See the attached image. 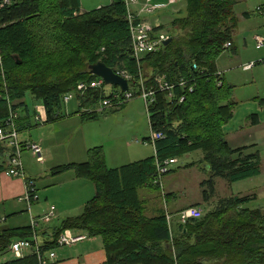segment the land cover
I'll return each mask as SVG.
<instances>
[{"label":"trees","instance_id":"1","mask_svg":"<svg viewBox=\"0 0 264 264\" xmlns=\"http://www.w3.org/2000/svg\"><path fill=\"white\" fill-rule=\"evenodd\" d=\"M237 4V0H186V12L178 10L169 28H154V35L165 31L171 42L138 61L124 0L90 12H82L81 0H11L10 4L0 0V127L25 128L18 110L29 113L28 95L44 107L45 123L62 118L64 97L71 93H75L72 100L86 109L80 113L82 119L97 118L99 113L89 110L113 94L108 96L104 86L84 93L77 87L98 78L89 67L99 62L116 72L125 70L136 84L142 70L148 90L158 88L157 78L172 86L170 91H156L148 112L152 133L162 135L152 144L155 156L111 169L99 160L52 169L54 176L75 171L78 178L91 180L95 196L80 215L65 218L56 227L51 226L55 219L42 221L51 209L56 214L54 206L23 227H2L0 214V260L11 252L13 243L32 241L35 233L41 253L49 254L60 235L71 230L101 238L104 264H264V212L247 207L255 195L222 200L200 219L179 223L176 229L165 208L146 215L148 208L140 195L145 188L159 191L163 177L175 172L160 178L157 162L197 151L203 153L201 162L210 175L201 184L206 188V204L215 195L216 179L236 183L261 175L260 154L247 153L249 147L233 149L226 139L225 127L234 116L235 103L230 101L233 86L226 85L217 60L228 50L237 53ZM244 17L249 19L250 14ZM141 21L137 17L135 24ZM9 152L5 145L0 156L7 159ZM2 173L7 175L5 162L0 164ZM28 252L0 264H40L38 256Z\"/></svg>","mask_w":264,"mask_h":264},{"label":"rangeland","instance_id":"2","mask_svg":"<svg viewBox=\"0 0 264 264\" xmlns=\"http://www.w3.org/2000/svg\"><path fill=\"white\" fill-rule=\"evenodd\" d=\"M114 0H81L83 12H90L110 5ZM143 3L145 0H138ZM167 0H153L152 5ZM264 5V0H241L235 11L239 17V25L234 37L237 53L231 50L223 53L217 60V66L223 74L226 85L233 86V96L230 101L235 103L236 117L231 120L241 129H246L247 116L259 113L264 117V47H258L257 38L264 40V15L256 12L258 7ZM141 7V5H138ZM178 10L186 12V0H176L175 4H168L162 10L147 16V21L157 26L169 28L170 21ZM245 13L250 18L244 17ZM167 35L165 31H163ZM263 61V62H262ZM21 63V62H20ZM252 68L245 70L247 65ZM123 71V70H120ZM108 96L120 93V88L113 85H104ZM135 90V89H133ZM29 113L23 109L18 114L27 119L21 130V143H37L43 151V162H39L29 149H24L22 163L25 174L36 185V198L28 205L27 202L11 201L0 204L2 227H23L30 224L31 217L41 216L48 208L54 206L57 216L51 226H58L61 221L82 213V203L88 199L92 181L78 178L75 171H68L54 176L52 169L70 163H86L89 161H103L107 168H117L123 165L155 156V148L148 139L152 137L149 116L145 102L137 96L119 109H108L99 113L97 118L82 119L80 113L86 109L79 107L78 100L65 104L62 118L48 124L40 120L42 108L40 102L27 96ZM257 111V112H255ZM29 117V118H28ZM44 118V117H43ZM70 118V119H68ZM264 119V118H263ZM234 142V140H233ZM239 146L257 144L262 158L261 175L244 181L229 183L223 179H216L215 195L210 203L204 201L202 183L210 175L204 170L202 164L203 153L197 151L183 155L177 159V164L171 172L163 177L162 187L159 191L142 189L141 198L145 200L146 215H153L156 208H165L171 214L173 228L179 224L177 211L190 206H198L206 214L214 210L222 200L232 197L256 196L247 206L250 209H261L264 212V121L255 129V141L241 138ZM236 144V143H233ZM100 150V152H96ZM99 156V157H98ZM160 181V182H161ZM95 189V187L93 188ZM167 194L170 195L168 198ZM95 196V192L91 197ZM28 210V211H27ZM15 211L16 215L6 218ZM66 215V216H65ZM62 216V217H60ZM6 219V221H5ZM76 235V231H73ZM78 243L72 247H56L55 253L58 261L64 256H80L85 244ZM70 253L69 255H65ZM10 252L4 259H11ZM3 259V260H4ZM60 259V260H59ZM3 260H0L3 261Z\"/></svg>","mask_w":264,"mask_h":264},{"label":"built area","instance_id":"3","mask_svg":"<svg viewBox=\"0 0 264 264\" xmlns=\"http://www.w3.org/2000/svg\"><path fill=\"white\" fill-rule=\"evenodd\" d=\"M168 4H175L176 0H167ZM127 8L128 18L131 24V35H132V47H133V55L134 57L140 61L141 57L144 54L157 52L160 50L164 42L169 38L168 35L165 33H159V35H154V31L156 27H159L160 24L157 26H153L147 21V16L154 14L157 10H162L168 6V4L160 3L154 4L151 3L153 0H145L143 3H140L138 0H124ZM11 0H4V4H10ZM138 5H141L139 7ZM258 12L264 15V8L258 7ZM142 18V21L135 24L136 18ZM258 47H264V40L257 38ZM228 44L227 46H230ZM252 65H247L245 70H249L252 68ZM196 67V66H195ZM117 73L124 77L129 84V91L128 92H120L114 93L113 98L105 97L101 100L98 104V107L95 109L89 110L90 112H98L102 113L108 109L120 108L125 102H130L137 96H140L146 106L147 113L150 110V105L153 102L154 94L157 90L160 91H170L172 90V86L168 82H165L163 78H157L156 83L158 88L156 90L151 89L148 90L146 87V80L144 78L142 70L139 73L138 84L133 83L134 78L129 75L125 70L120 71L118 70ZM136 80V79H135ZM105 85V82L101 78H97L93 81H84L80 82L77 87V92H87L89 90H98L102 89ZM181 85H184L182 83ZM135 89V90H133ZM192 91V89H191ZM123 95V96H121ZM75 98V93H71L65 95L64 102L68 104ZM183 98H181V101ZM15 115H17L15 113ZM20 133L19 126L13 124L8 126L7 128L0 127V149L6 145L10 149L9 154L7 155L6 159V168H7V175L12 177H19L22 178L24 181L25 192L24 195L20 198L21 202H27L28 205L32 203V197L30 193V188L34 189V182L27 183L26 179L28 178L25 174L23 163H22V154L24 149H29L35 158L39 162H43V151L41 145L37 143H26L25 145L20 141ZM162 135L160 133H152V137L149 143L154 145V142L160 139ZM177 159L168 160L164 163L157 162V171L158 175L161 178L165 173L172 170L171 168L177 164ZM36 195L34 196V200ZM179 216V223L185 224L187 221L192 219H200L203 216V211L198 207H188L178 213ZM52 219H55L54 209H51L47 215L42 218L44 222H51ZM170 220V217H168ZM31 225L34 228H38V222L36 220H32ZM87 239L85 235H75L73 231L66 230L64 231L58 240L56 241L57 247H71L74 246L84 240ZM30 240H22L19 242H15L11 246V253L15 257H23L26 252L32 251V253L36 254L40 260V264H54V260L56 257L55 251H51L49 254L41 253V245L38 240L37 233L34 234L33 238Z\"/></svg>","mask_w":264,"mask_h":264},{"label":"crops","instance_id":"4","mask_svg":"<svg viewBox=\"0 0 264 264\" xmlns=\"http://www.w3.org/2000/svg\"><path fill=\"white\" fill-rule=\"evenodd\" d=\"M237 2L241 3V0H237ZM160 3H162V2H159L158 4H160ZM218 70H219V67H218ZM255 112H257V111H255ZM234 114H235V111H234ZM252 116H256V117H254L252 119ZM235 117H236V115L233 116V118H235ZM39 118L41 121H42V119H44L43 120L44 123L47 120L46 111H45L44 107L42 108V115H41V117L39 116ZM263 118L260 117L259 113H252L251 115L249 114L247 116V120H246V125H247L246 129H241V127H239L237 125L236 126L231 125V123H234V122L230 121L225 127V131L227 133L226 139H227L229 145L233 149H238V148H242V147H249V149L247 151V153H249V154H252V153L254 154L257 152L259 153V151H257L255 149V148H257V144L239 146L238 142H240L241 138H247V139H251V140L255 141V129L258 128L262 124V121H264ZM68 119H70V118H68ZM26 120L24 119V122H26V125H27L28 122ZM46 124H48V123L46 122ZM233 140H234V142H233ZM233 143H236V144H233ZM23 144H26V143H23ZM3 162L6 163V157L0 156V164ZM261 169H262V166H261ZM92 185H94V187H95V184L93 182H92ZM90 187H91L90 188L91 195H89L88 199L83 201V203L81 205V206H83L82 211H83V208L86 205V203L89 202L93 198V197H91L93 195V192L96 191V187H95V189H93L94 188L93 186H90ZM24 192H25L24 181L21 178L20 179L19 178H11V177H8L5 173H2L0 175V204H2L1 203L2 200H3V203L4 202L8 203L11 201L17 202L18 199L24 195ZM13 213H15V211H13L12 213H9V214H13ZM56 216H57V212L55 214V218H56ZM67 216L73 217L70 215V213H67ZM60 217H62V216H60ZM76 233H77V235L86 234L85 232H82V231H76ZM85 241L86 242L88 241V243L85 244V246L82 250V254L80 256H76V257H73L72 255L71 256H64L63 260L59 259L60 261H58V255H56L55 260H54V264H104L106 262L107 258H106V252L104 250V246H103L101 238H89V237H87L86 240H84L80 243H83ZM26 254H30V252H26ZM69 254L70 253H66L65 255H69Z\"/></svg>","mask_w":264,"mask_h":264},{"label":"water","instance_id":"5","mask_svg":"<svg viewBox=\"0 0 264 264\" xmlns=\"http://www.w3.org/2000/svg\"><path fill=\"white\" fill-rule=\"evenodd\" d=\"M118 2H121L123 0H116ZM172 39L168 38L164 45H168L171 42ZM89 70L92 75L101 78L106 85H113L118 88L122 92H128L129 91V84L128 81L119 75L113 68L108 67L105 63L99 62L97 64H94L89 67Z\"/></svg>","mask_w":264,"mask_h":264},{"label":"bare ground","instance_id":"6","mask_svg":"<svg viewBox=\"0 0 264 264\" xmlns=\"http://www.w3.org/2000/svg\"><path fill=\"white\" fill-rule=\"evenodd\" d=\"M170 172V171H169ZM169 172H167V173H169ZM169 217H170V219L172 220V217H171V215H169Z\"/></svg>","mask_w":264,"mask_h":264}]
</instances>
